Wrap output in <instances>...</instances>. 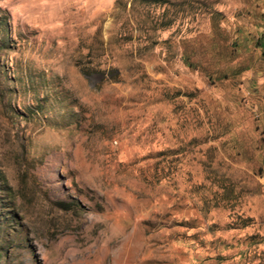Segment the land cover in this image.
<instances>
[{
    "label": "rangeland",
    "instance_id": "374dc122",
    "mask_svg": "<svg viewBox=\"0 0 264 264\" xmlns=\"http://www.w3.org/2000/svg\"><path fill=\"white\" fill-rule=\"evenodd\" d=\"M0 264H264V0H0Z\"/></svg>",
    "mask_w": 264,
    "mask_h": 264
}]
</instances>
